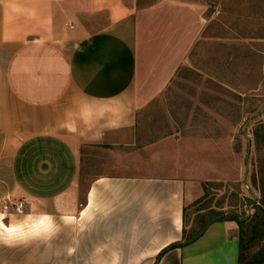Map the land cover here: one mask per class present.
<instances>
[{"label":"crops","instance_id":"1","mask_svg":"<svg viewBox=\"0 0 264 264\" xmlns=\"http://www.w3.org/2000/svg\"><path fill=\"white\" fill-rule=\"evenodd\" d=\"M139 2L0 0V264H235L233 221L185 241L183 180L97 169L204 26Z\"/></svg>","mask_w":264,"mask_h":264},{"label":"rangeland","instance_id":"2","mask_svg":"<svg viewBox=\"0 0 264 264\" xmlns=\"http://www.w3.org/2000/svg\"><path fill=\"white\" fill-rule=\"evenodd\" d=\"M179 1L200 11L199 38L171 83L139 112L136 128L120 133L111 152L103 151L97 169L183 180L188 241L221 216L251 217L260 199L264 0ZM236 250L230 260L238 264V244Z\"/></svg>","mask_w":264,"mask_h":264},{"label":"trees","instance_id":"3","mask_svg":"<svg viewBox=\"0 0 264 264\" xmlns=\"http://www.w3.org/2000/svg\"><path fill=\"white\" fill-rule=\"evenodd\" d=\"M254 183L256 184L255 180ZM258 184L260 199L259 202L253 204L254 213L251 217L239 219L237 216H232L226 219L224 216H221L216 221H233L237 224L239 228L238 264H264V177L259 178ZM207 224L208 222L204 224L202 230ZM192 240H194V237L190 238L187 242H191ZM175 247L177 245L169 246L161 252L158 258L166 251ZM253 249H256V251L251 253Z\"/></svg>","mask_w":264,"mask_h":264},{"label":"built area","instance_id":"4","mask_svg":"<svg viewBox=\"0 0 264 264\" xmlns=\"http://www.w3.org/2000/svg\"><path fill=\"white\" fill-rule=\"evenodd\" d=\"M15 213L17 215H22L23 214V205L20 203L18 205L14 206Z\"/></svg>","mask_w":264,"mask_h":264},{"label":"water","instance_id":"5","mask_svg":"<svg viewBox=\"0 0 264 264\" xmlns=\"http://www.w3.org/2000/svg\"><path fill=\"white\" fill-rule=\"evenodd\" d=\"M248 151H249V142H248L247 154H248ZM199 236H200V235H199ZM199 236H196L195 239L198 238Z\"/></svg>","mask_w":264,"mask_h":264}]
</instances>
